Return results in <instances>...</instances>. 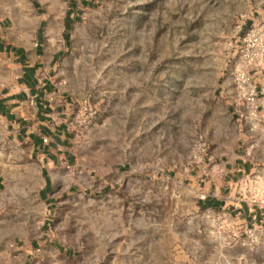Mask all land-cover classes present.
I'll use <instances>...</instances> for the list:
<instances>
[{"label": "rangeland", "instance_id": "374dc122", "mask_svg": "<svg viewBox=\"0 0 264 264\" xmlns=\"http://www.w3.org/2000/svg\"><path fill=\"white\" fill-rule=\"evenodd\" d=\"M40 1L61 39L53 77L81 113L56 220L73 264H245L226 259L230 219L179 181L197 142H235L219 86L264 0Z\"/></svg>", "mask_w": 264, "mask_h": 264}, {"label": "crops", "instance_id": "0c3cea01", "mask_svg": "<svg viewBox=\"0 0 264 264\" xmlns=\"http://www.w3.org/2000/svg\"><path fill=\"white\" fill-rule=\"evenodd\" d=\"M40 5V0H0V264L74 263L75 247L56 233V220L62 204L74 200L69 173L78 159L81 113L53 77L59 52L49 57L47 45L61 39L49 35ZM259 22L264 17L245 25L240 46ZM230 72L219 94L227 100L235 142L220 140L208 147L211 160L191 165L179 182L196 198L198 209L228 215L236 237L227 248L229 262L264 264V211L245 201L251 180L264 181V102L260 94L259 117H247L235 106ZM254 80L261 91L264 73ZM250 229L258 238L255 245L247 242Z\"/></svg>", "mask_w": 264, "mask_h": 264}, {"label": "built area", "instance_id": "2783aa9c", "mask_svg": "<svg viewBox=\"0 0 264 264\" xmlns=\"http://www.w3.org/2000/svg\"><path fill=\"white\" fill-rule=\"evenodd\" d=\"M264 73V24L248 30L241 38L239 54L231 68L230 76L234 86L235 106L243 110L247 117L255 120L259 117V95L264 102V87L258 90L254 75ZM193 165H201L210 161L208 148L205 142L195 144L191 154ZM245 201L252 208L264 211V181L252 179L246 193ZM220 218L228 220V215L222 213ZM246 236L249 244L257 243L255 232L247 230Z\"/></svg>", "mask_w": 264, "mask_h": 264}, {"label": "trees", "instance_id": "16d2710c", "mask_svg": "<svg viewBox=\"0 0 264 264\" xmlns=\"http://www.w3.org/2000/svg\"><path fill=\"white\" fill-rule=\"evenodd\" d=\"M70 14H68L67 19L69 18Z\"/></svg>", "mask_w": 264, "mask_h": 264}]
</instances>
